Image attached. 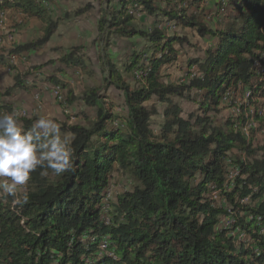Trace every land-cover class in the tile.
<instances>
[{"label": "trees", "instance_id": "16d2710c", "mask_svg": "<svg viewBox=\"0 0 264 264\" xmlns=\"http://www.w3.org/2000/svg\"><path fill=\"white\" fill-rule=\"evenodd\" d=\"M53 1L0 0V11L44 23L38 39L9 55L50 40ZM97 8L98 74L86 65L83 46L48 63L50 72L36 68L43 82L65 92L63 102L80 99L91 115L64 128L69 170L37 167L22 193H0V264H264V145L253 146L257 131H242L247 104L264 124V0H99ZM137 15L153 18L152 26L138 27ZM191 34L211 42L202 57L180 61L186 47L196 49ZM114 40L131 47L121 66L111 57ZM0 65L12 69L3 56ZM171 67L184 68L181 80L166 81ZM13 70V85L0 97L36 86L27 80L33 73ZM67 70L100 82L77 96L58 77ZM173 97L194 102L196 115L183 117ZM148 102L164 105L159 133L151 129L158 111ZM220 109L229 115L216 124L209 113ZM12 111L0 101V113ZM18 122L28 130L34 120ZM120 177L125 184L114 191ZM103 239L113 256L100 252Z\"/></svg>", "mask_w": 264, "mask_h": 264}, {"label": "rangeland", "instance_id": "374dc122", "mask_svg": "<svg viewBox=\"0 0 264 264\" xmlns=\"http://www.w3.org/2000/svg\"><path fill=\"white\" fill-rule=\"evenodd\" d=\"M98 1L99 0H54L48 5V9L52 21L57 22L55 33L39 50L24 52L14 56L9 55L8 52L19 45L38 39L42 34L44 23L37 19H23L22 15L17 12L0 11V56H3L9 68H12L8 69L7 66L4 67L0 65V93L5 92L7 88L13 85L12 78L15 74L13 68H16L22 74H25L27 71L33 73L27 76L28 82L31 83L33 79L35 80L34 82H36L35 84L41 87V83L43 85V79L36 71V68L42 67V71L50 72L52 65L48 63L56 62L61 53L68 51V49L73 46H83L85 48L84 51L87 57L86 65L91 72L94 71L98 74V51L94 44L98 19ZM87 5H90L92 8L78 15L77 13L80 10L82 11ZM207 5L212 8V2L207 3ZM211 15L212 14H210L206 21L208 25L212 27L214 26V20ZM153 22V18L137 15L136 25L140 28L147 29L152 26ZM188 37L190 43L194 45L196 49L185 46L186 49L184 53H187L186 56L181 55L180 61H185L188 57H202L203 48L211 42L210 38H200L192 34ZM134 41L141 40L138 39ZM110 52L112 59L121 66L130 54L131 47L128 42L114 40V46L111 48ZM183 71L184 68L177 69L171 67L169 70L165 71L164 75H168L166 81L177 82L181 80L184 74ZM77 72L79 71L77 70L75 73L73 70H67L62 77L58 75L59 79L68 83L77 96L82 94L85 86H91L94 83L100 82L98 75L95 76L94 79L86 73L78 74ZM47 83L48 82L44 84ZM40 91H42V94L36 92H30V94L28 92L15 90L9 96H1L0 101L11 103L13 110L22 113L19 118L33 119L35 121L43 116L52 119L60 125L62 139L66 138L69 142L71 140V135L66 132L64 129L65 126L76 123L83 124L84 117L86 115H91V109L86 107L80 99H77L71 105L66 104L63 102L65 92H61L55 86L47 89L41 88ZM108 94L112 101L116 104H121L122 99L118 92L114 89H110ZM246 97H248V95H246ZM172 100L178 103L182 108L183 117H186L190 113L196 115L197 106L194 102L178 97H173ZM259 102L264 104V99H259ZM152 104L156 107L158 114L151 118V129L154 133H159L162 124L161 113L164 109V105L158 102L147 103V105ZM254 108L255 107L252 106L253 111ZM260 110H262V108H260ZM116 111L120 112L121 108H117ZM228 115L229 111L226 109H220L217 112L209 113V116L212 117L216 124H223ZM257 123L259 126L256 130L257 134L253 142L254 147L264 142V135L258 132L263 129V125L261 126L259 122ZM118 180L119 184L113 187L114 191H117L116 189L119 190L122 185L125 184L123 177L118 178ZM24 188L25 185L18 186L16 192L22 193Z\"/></svg>", "mask_w": 264, "mask_h": 264}, {"label": "clouds", "instance_id": "9594fccd", "mask_svg": "<svg viewBox=\"0 0 264 264\" xmlns=\"http://www.w3.org/2000/svg\"><path fill=\"white\" fill-rule=\"evenodd\" d=\"M21 112L0 113V193L15 197L37 167L61 175L71 168L72 151L60 125L41 116L31 128L18 123ZM18 202V201H16Z\"/></svg>", "mask_w": 264, "mask_h": 264}, {"label": "built area", "instance_id": "2783aa9c", "mask_svg": "<svg viewBox=\"0 0 264 264\" xmlns=\"http://www.w3.org/2000/svg\"><path fill=\"white\" fill-rule=\"evenodd\" d=\"M246 104H247V101L245 99L244 101ZM253 114H254V111L252 109V106L248 105L247 104V109H245V117H246V121H245V124L244 126L242 127V131L245 133V136L248 137L249 136V132L251 130H257L258 128V123L256 122V120L253 118ZM259 117L261 118H264V114L262 111H260V113L258 114ZM264 125V124H263ZM259 133H262L264 135V128L261 129V131H258ZM264 145V142H261V145L260 146H263ZM236 175L235 172H230L229 173V179H232L234 176ZM214 198H216V194L213 193L212 195ZM109 197V195H108ZM242 202H246V200L242 201ZM102 210L106 213L108 212L109 210V207L108 205L105 203L102 207ZM263 232V231H262ZM264 233V232H263ZM106 249H107V242H106V239H103L101 240V244H100V252L101 253H106L108 254L109 256H113L112 253H107L106 252Z\"/></svg>", "mask_w": 264, "mask_h": 264}, {"label": "crops", "instance_id": "0c3cea01", "mask_svg": "<svg viewBox=\"0 0 264 264\" xmlns=\"http://www.w3.org/2000/svg\"><path fill=\"white\" fill-rule=\"evenodd\" d=\"M209 2H211V1H208L207 3H209ZM208 6V5H207ZM208 8H210L209 6H208ZM211 14V13H210ZM210 14H209V16H210ZM44 83H46V82H43V85H42V83H41V87H38V84H35L36 86L35 87H33L28 93H30V92H36V93H38V94H42V91H40L41 90V88H43V89H47V88H49V87H53V85L51 84V83H47V84H44ZM18 91H21V90H18ZM22 92H25V91H22ZM31 94V93H30ZM35 94V93H34ZM5 102V101H4ZM6 103H9V102H6ZM9 104H11V103H9ZM12 105V104H11ZM49 105V104H48ZM13 108V107H12ZM14 111V110H13ZM12 111V112H13Z\"/></svg>", "mask_w": 264, "mask_h": 264}]
</instances>
